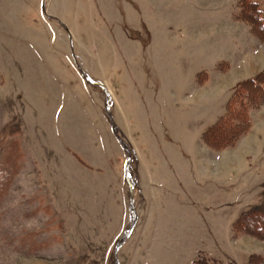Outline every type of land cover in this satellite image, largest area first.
<instances>
[{
	"label": "rangeland",
	"instance_id": "1",
	"mask_svg": "<svg viewBox=\"0 0 264 264\" xmlns=\"http://www.w3.org/2000/svg\"><path fill=\"white\" fill-rule=\"evenodd\" d=\"M250 3L0 0V264H264V101L202 138L264 71Z\"/></svg>",
	"mask_w": 264,
	"mask_h": 264
},
{
	"label": "trees",
	"instance_id": "2",
	"mask_svg": "<svg viewBox=\"0 0 264 264\" xmlns=\"http://www.w3.org/2000/svg\"><path fill=\"white\" fill-rule=\"evenodd\" d=\"M249 5V4H248ZM250 6L256 7V12L258 13V19L260 24L255 21L251 22L252 30H254L259 39H264V20H262L261 12L258 9L256 3H250ZM254 16V15H253ZM245 18V17H244ZM256 18V16H254ZM244 20V19H243ZM255 21V22H254ZM261 36V38H260ZM264 101V71L259 73L253 78L247 79L245 81L239 82L238 85L234 88V91L229 99V102L226 106L225 113L219 120L208 127L207 130L203 133V141L213 149H221L223 147L230 146L237 141V138L241 134L247 131L249 125V115L248 109L256 108L261 102ZM264 208H257L251 210L242 215L237 221L236 230L239 229L241 222L244 225V229H251L250 225L244 222V219L249 216L250 218L253 215H261L264 219ZM252 215V216H251ZM249 221V220H248ZM239 223V225H238ZM258 230V231H257ZM238 231V230H237ZM260 231V232H259ZM249 232L253 235L264 238V224L257 227V229H251Z\"/></svg>",
	"mask_w": 264,
	"mask_h": 264
},
{
	"label": "water",
	"instance_id": "3",
	"mask_svg": "<svg viewBox=\"0 0 264 264\" xmlns=\"http://www.w3.org/2000/svg\"><path fill=\"white\" fill-rule=\"evenodd\" d=\"M42 9H43V12L46 13L45 2H43V4H42ZM64 28H65L66 32L68 33V35H69L70 42H71V50H72V52H73V38H72V36H71V32H70L69 28H68L66 25H64ZM73 53H74V52H73ZM82 74H83L85 80H87L88 82H90V83H92V84L96 83V84H98L99 86H101V88H102L103 90H105V86H104V84H102L101 82H98V81L93 80V79L90 78L89 76H86L85 73H84L83 71H82ZM106 96H108V94H106ZM107 105H108V104H107ZM107 105H106V106H107Z\"/></svg>",
	"mask_w": 264,
	"mask_h": 264
}]
</instances>
